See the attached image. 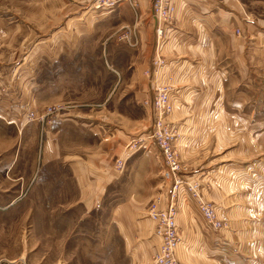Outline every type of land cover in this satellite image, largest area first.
I'll return each instance as SVG.
<instances>
[{
	"label": "crops",
	"instance_id": "obj_1",
	"mask_svg": "<svg viewBox=\"0 0 264 264\" xmlns=\"http://www.w3.org/2000/svg\"><path fill=\"white\" fill-rule=\"evenodd\" d=\"M36 2L23 0L21 16L13 18L17 22L10 23V28L2 27L0 21V37L8 40L0 42V50L10 39V65L28 54L23 60L25 70L0 72V264H29L32 246L50 238L42 233H69L64 226L68 219L76 226L94 212H106L128 264H149L160 241L154 234L155 224L147 217L148 207L157 199L161 207L166 206V187L154 145L147 143L128 153L125 120L111 133L108 119L89 129L91 122L85 117L56 112L42 138L37 123L25 119L26 112H34L37 119L45 107L62 109L61 95H50L49 80L62 74L64 60H73L63 53L57 32L41 38L60 23L58 1ZM103 14L110 16L105 22L117 20L120 28L133 27L130 32L138 40L135 49L115 55L116 68L130 74L128 83H140V87L147 73L151 81L146 87L144 82L146 93L154 84L170 83L179 95V102L173 100L172 120L182 121L179 125L184 132L192 124L206 123L201 117L185 115L190 109H203L197 106L201 95H216L220 103L224 87L227 94L237 93L236 98L255 93L248 84L253 59L239 0H204L190 19L178 12L175 29L162 41L156 40L158 23L149 0H137L136 9L121 5ZM10 15H15L14 9ZM157 57L164 64L154 75ZM30 63H38V69L29 67ZM221 105L229 113L223 116L220 109V118L212 120L214 179L201 178L202 174L198 179L202 198L215 207L227 227L218 232L208 229L193 201L181 203L176 217L181 241L176 259L179 264H264V118L257 116L260 103L236 99ZM176 141L187 171L202 163L195 157L205 153L191 146L194 137L190 133H182ZM24 190L27 196L20 199ZM104 230V226L100 231L73 229L70 233L75 234L68 238L102 235L103 248ZM19 233H30L28 241ZM65 239L61 237L58 244L62 249L68 245ZM13 244H18L15 256L11 254Z\"/></svg>",
	"mask_w": 264,
	"mask_h": 264
},
{
	"label": "rangeland",
	"instance_id": "obj_2",
	"mask_svg": "<svg viewBox=\"0 0 264 264\" xmlns=\"http://www.w3.org/2000/svg\"><path fill=\"white\" fill-rule=\"evenodd\" d=\"M34 1L38 3V1L43 0ZM57 1L56 7L58 8V12L60 13L62 11L59 16L61 18L60 23L53 29L48 30L41 38L47 39L57 32L59 34L58 39L62 40L63 53L67 54V56L69 55V58L73 57L72 61L68 60L67 62V59L63 61L62 74L57 77L53 75L49 80V86L53 89L50 95L52 97L54 94L61 95V100L63 101V104H61L62 109L53 111L51 115L46 117L44 122H40L37 120L38 118L35 119V113L32 111L25 113V119L30 121V123H37L42 138L45 136L46 125L50 121V116L52 117L56 112L64 113L68 111V113L73 112L74 115L78 114L85 117L91 122L89 129L94 128L96 125L98 126L102 121L107 123L108 119L111 125L109 132L111 131V133H115L119 122L125 120V129L128 136L126 149L128 153L145 147L147 143L153 145L149 136L153 132L151 124L154 115L145 104V100L152 97V91L146 93L144 88V82L146 87V83L151 77H148V74L144 73L143 87H140V83L139 85L137 83L136 85L128 83L130 74L126 73L124 75L122 70H118L116 68L117 66H115L117 61L114 60L115 55L118 53H126V50L131 51L138 46H129L122 39L125 33H131L130 29L133 31L134 28H120L117 20H113L114 22H105V19H108L110 16L107 15L108 17L106 16L104 18L103 14L104 11H112L118 6L129 4L127 2H119L112 7H104L100 4L101 0ZM239 1L244 13L241 22L244 23L246 29L245 34H248L247 38L250 41L248 53L253 59L252 66L249 68L251 72L248 84L256 89L255 93L253 95L249 94L248 98L246 93H242L241 96L236 98L235 95L237 93L227 94L224 87L222 91L223 97L220 103L217 102L216 95H210V97H208V94L201 95L202 97H199L197 106H201L203 109H190L185 113L188 117H201V119L206 121L205 125L201 126L192 124L188 132L185 129L186 133H190L194 137V142L191 143V146H194L196 150L202 149L205 153L201 155V158L198 156L195 157L196 162L201 161L202 163L196 165L190 171H187V168L184 166L183 160L185 161V159H181L176 146L177 137L185 133L184 128L182 129L181 125H179L182 124V121H178L179 123L176 121L173 122V112L169 116L165 115L164 117H167L165 120L166 128L168 130L172 129V133H174L172 145H174L177 152V162L180 166L179 173L187 181L199 183L200 185L202 183L198 179L200 174H202L201 178L207 176L208 180L214 179L213 171L216 168L214 166L215 149L213 141L215 124L212 120L218 117L220 118L221 104L225 101L235 102L236 99L238 102L241 101V103H246L248 100L253 101L255 105L260 103L257 116L258 118H264V0ZM22 2L23 0H0V21L2 20V23H4L2 27L10 28V23L17 22L16 18L15 20L13 18L21 16ZM10 9H14L15 15H10ZM94 11L95 13L93 15ZM246 25L249 26L248 33ZM0 32L2 33V31ZM4 41L8 40L0 37V42ZM7 43L6 45L8 46H1L0 50V55L2 54L0 56V72H10V70L14 69L25 70L27 63H24L23 60L28 55L27 52L24 53V58L22 56L15 64L11 63L10 65V59L7 55V52H10V45ZM32 64L30 63L29 67L38 69V63L33 64L34 66H31ZM45 65L43 64L41 67ZM124 85H127V87L124 88ZM234 85L235 82H232L231 86L234 87ZM138 89H140V92H138ZM172 93V98H178L179 102V95H175L176 92ZM50 107L52 108L53 106ZM48 108L45 107L42 112H46ZM245 111L246 108L241 112L244 113ZM226 113H229L228 109L221 110L223 116ZM149 115L151 117L150 123ZM180 117L184 116L181 115ZM121 126L124 125L121 123ZM86 140L87 138H83V141ZM159 168L162 170L161 166ZM27 192V190H24L22 193H19L20 199L25 198ZM181 203L179 201L177 207H180ZM183 204L188 205V202ZM71 222L68 219L67 223H64L65 230L69 233H42L43 235L50 236V238L44 244L32 246L34 252L30 253L27 257V261H30L29 264H128V259L122 251V242L113 225L110 226L108 223L106 212H94L88 220H82L76 226L75 221ZM103 226L105 229L103 248L101 246L102 235L97 236L95 234V237L94 235H90V237L78 235L74 239L68 238L70 235L75 234L70 233L73 229L74 231H81L82 228L87 227L88 230H92L93 228L94 230L100 231L103 229ZM19 234L24 242L28 241V235L30 233ZM57 236H59V240ZM91 236L93 237L92 241L90 240ZM61 237L68 238L65 241H67L69 246L65 245L63 249L58 245ZM75 239L77 242H75ZM16 248H18V244L11 246V251H14V253H11L14 254L13 256L16 254Z\"/></svg>",
	"mask_w": 264,
	"mask_h": 264
},
{
	"label": "built area",
	"instance_id": "obj_3",
	"mask_svg": "<svg viewBox=\"0 0 264 264\" xmlns=\"http://www.w3.org/2000/svg\"><path fill=\"white\" fill-rule=\"evenodd\" d=\"M204 0H149L151 14L157 21L155 29L157 41L165 39L168 32L175 29L178 21V12H182L184 18L190 19L194 8L202 4ZM104 7H112L119 2H127L132 9H136L137 0H101ZM99 6V5H97ZM236 35H240L236 31ZM129 46H137L138 40L131 33H125L122 38ZM164 61L159 57L153 61V74L155 75L162 68ZM152 87V97L145 100L147 108L152 111L154 118L151 128L153 132L149 136L150 141L156 148L157 158L162 168V178L166 187L164 207H161L159 199L150 203L147 217L155 224L154 234L159 239L157 251L149 264H179L176 259V250L180 245L178 237L176 217L178 213V203L193 201L201 215L206 227L212 231H221L227 227L226 220L220 218L215 207L204 201L200 192L199 183L190 182L184 179L179 173V163L177 162V152L172 145L174 133L172 129L166 128L165 115L169 116L173 112L174 103L172 92L174 88L170 83L155 84ZM55 108H48L46 112L37 120L44 122L46 117L51 115ZM174 141V140H173Z\"/></svg>",
	"mask_w": 264,
	"mask_h": 264
}]
</instances>
